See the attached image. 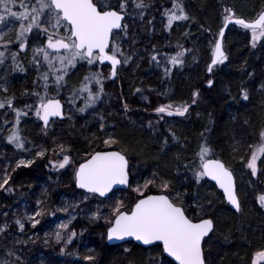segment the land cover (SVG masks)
Returning <instances> with one entry per match:
<instances>
[{
    "label": "trees",
    "instance_id": "16d2710c",
    "mask_svg": "<svg viewBox=\"0 0 264 264\" xmlns=\"http://www.w3.org/2000/svg\"><path fill=\"white\" fill-rule=\"evenodd\" d=\"M144 2L150 6L143 9V18L137 14L131 18L128 15L129 18L124 20V24L128 26L127 35L122 32L119 34L123 37L119 41L121 47L126 54L130 53L133 57L132 64L135 68L120 75L124 84L123 90L119 94L114 93L115 103H111L116 110L103 114L106 131H90L93 135L83 132L81 120L90 121L91 128L94 126V120L91 113L76 116L77 111H74L70 122H66L65 119L52 121L54 123L51 122L48 128L52 129V124L58 125L55 137L71 147L73 168L86 158V154L107 149L93 142V137L100 135L115 139L116 143L111 148H117L126 155L132 170L145 172L147 175L150 173L151 177L159 181H168L170 189L167 194L170 197L174 198L177 193L181 194L185 206L193 209L188 215L196 214L194 211L196 203L204 206L199 218L209 217L215 225V230L204 239L202 245L206 264H251L253 253L264 248V207L256 200L257 195L264 191V155L257 161L256 176H253L251 170L246 167L251 153L249 145L258 142L259 131L264 128V38L257 41L253 47L250 30L231 22L227 25L222 38V48L227 60L213 65L211 72H208V66L212 59V48L224 25V8L231 7L236 17L250 21L264 9V0H183L190 19L175 21L170 29L165 28L162 13L165 8H171V0ZM33 38L36 41L40 40V37L33 33L30 34L29 43L34 41ZM154 48L161 56L175 54L181 48L186 49L183 65L172 66L166 62L160 66L159 72L154 71L151 75L150 69L144 71L141 69L138 72V68H143L147 63L150 56L148 54H151ZM133 49L136 50L135 53ZM137 51L140 54L147 53V56L143 59L134 56ZM28 58V54L21 55L24 72L14 71L9 76L13 87L8 88L17 98L15 104L33 103L32 96L23 95L25 90L29 92L33 90V80L37 77V70L28 64ZM164 67L171 68L168 76L164 74ZM5 69L1 72L3 73ZM86 72L90 70L85 71L82 64L77 66L74 74L69 75L68 86L60 93L70 94L73 86L80 81V76ZM209 80H212L213 84L207 87L206 83ZM117 82L118 78L110 82V85L115 86ZM140 86L156 93L157 102L172 104L174 108L188 104L190 106L188 113L183 117H168L167 120L170 122L166 126H155L153 122L148 126L146 119L139 120L138 124L136 119L126 123L122 119L123 110H117L120 105L116 100L120 98L125 102H134L132 93ZM242 89L248 94L247 100L243 98ZM37 91H42V88H37ZM194 91L199 93L195 104L192 103ZM10 113L13 119V112ZM133 113L134 110H131L128 114ZM35 117L31 110L19 125L22 135L31 144L37 143L40 137L37 132L45 130L38 119L32 122L31 119ZM172 133H175L176 140H173ZM50 138L48 135L47 141H50ZM0 139H3V133L0 134ZM205 141L212 150L211 157L222 160L234 174L236 193L241 204L240 212L229 208L221 193L204 178L197 184L192 172L184 167L193 160L200 144ZM69 176L70 174L66 172L63 174L46 172L43 159L35 161L30 166L13 168L9 172L8 185L5 189H0V213L2 214V209H6L7 213L4 215L7 217L4 219L10 217L12 221L19 216L21 206L35 207L37 198L42 199L40 208L46 209L50 200L57 199L58 192L68 194L73 188L75 196L83 194L69 183ZM39 181L46 190L42 191L41 187H38ZM7 188H11L12 191H7ZM117 191L120 190L112 192L104 199L88 194L87 196L99 205L95 206L93 203L86 205L85 211L91 210L92 215L102 204L113 200L112 194ZM139 196L140 194L129 199L131 202L129 205L118 200L124 205V210L128 211ZM111 218L112 214L109 220ZM108 221L105 224L106 229L109 226ZM79 225L80 222L75 223L77 231L75 233L78 237L73 241L75 245L72 246L71 252L67 256L62 253L63 264L81 263L84 254L80 246L83 244L94 246L95 251L92 260L81 264H160L161 261H164V264H174L158 246L145 248L131 241L108 245L104 241V225L92 219L87 220L85 224L81 223L84 231L78 230ZM30 231V226L25 224L21 232L13 226L10 232L1 233L0 257H7L11 264H20L18 259L7 255L8 252L14 251L23 258L25 254L29 256L30 261L24 264H34L36 252L44 253L42 249L44 246H39L40 243H35L36 241L31 243L27 240ZM55 251L56 249L52 247L47 254L44 253L46 255L44 258L49 256L54 259Z\"/></svg>",
    "mask_w": 264,
    "mask_h": 264
},
{
    "label": "snow or ice",
    "instance_id": "6c2138e0",
    "mask_svg": "<svg viewBox=\"0 0 264 264\" xmlns=\"http://www.w3.org/2000/svg\"><path fill=\"white\" fill-rule=\"evenodd\" d=\"M132 5L133 12L143 18V9L150 5L144 0H0V25L7 22V18H15L19 23V29L15 31V40L9 38V33L13 31L9 28L7 32L0 29V66H5L10 55L12 60V70L24 72L25 69L18 62L19 52L27 50L30 34L35 33L38 36L46 37L43 43L35 46L32 51L31 63L37 69V77L33 80V90H25L23 95L32 96L33 103L24 105L23 109L14 106L15 96L5 95L0 99V109L7 108L15 113L14 122L0 118V132L4 131V126L11 123L8 130L7 141L15 146L16 149L27 151L26 144L30 143L22 135L19 127L21 117L27 116L31 110H35V116L43 121L45 128L49 126L53 118L71 119L64 111V103L59 99L60 92L68 86V78L77 65L86 61L91 67L98 63L103 65L105 61L111 64V73L109 78L117 76L118 65L127 64L131 55H127L122 49L119 36L122 32L127 35V25L123 21L129 15V5ZM18 8L19 10H14ZM224 23L227 25L234 20L236 25L248 29L251 32L252 46L255 47L257 41L264 38V9L252 20H245L235 16L233 8H224ZM162 15L166 18L165 28L170 29L175 21H187L190 19L185 11L183 0H171V8H165ZM151 23V21H149ZM224 36V28L220 29V37ZM18 43L17 51H10V48ZM180 47V46H178ZM186 49L177 51L175 54H161L154 48L150 57V62H156L160 66L164 61L172 66H182ZM227 60L225 51L222 48L221 39H217L212 48V62L208 66V71H212V66L223 63ZM46 65V70L40 69ZM171 68L164 67V74L168 76ZM51 77V80H50ZM103 74L99 71L89 72L79 81V84L73 86L71 95L67 98V103L75 106L78 99L84 101L83 105L77 111L83 113L89 108H93L97 101L104 95ZM8 73L6 71L0 74V92H8ZM213 84L212 80L208 85ZM97 90L93 91V86ZM52 87L55 88V94H51ZM42 88V91H37ZM141 91L140 89L136 90ZM243 98L247 100L248 94L241 90ZM199 93H192V103H196ZM127 110V104L124 105ZM188 104H182L175 107L173 112L172 104H162L154 109L157 114H166L167 116H185L189 111ZM7 112L5 113V116ZM163 119V116H161ZM103 120V117H101ZM151 126V124H150ZM104 124L101 123V130ZM173 140L177 137L172 133ZM203 136V133H201ZM104 145L116 143L115 139H104ZM167 144V140H165ZM250 156L247 161V167L251 169L253 176L257 175V161L264 155V128L259 131V140L256 144L249 145ZM235 151V149H234ZM54 154L62 156V160L50 161L55 169H65L66 166L73 164L71 156V147L63 144L57 149H53ZM212 150L203 142L195 153L193 160L186 163L184 167L192 172L197 184L204 177H209L216 182V185L223 190L224 196L237 212L241 211V204L237 197L233 184V173L219 159L211 158ZM45 151H37V157H43ZM198 160V163L196 161ZM33 163L32 160H19L16 167L28 166ZM131 165L129 159L121 151H95L87 155L83 162L78 163L74 169V182L77 188L86 190L87 193L99 194L105 197L106 193L112 190L114 185H127L130 183ZM156 174L154 173L153 176ZM9 178L5 175L3 182H0V189H5ZM156 183L155 179L146 180L143 184L144 189H149L150 185ZM160 187L164 193L170 189V183L161 180ZM7 191H12L7 188ZM134 191L140 193V197L131 207L130 211L124 210V205L117 202L112 211V218L108 221L107 238L109 241H123L127 237H133L136 241L144 245H150L154 241H159L163 245V253L168 257L174 258L176 264H206L202 249V241L215 230L214 221L210 218H199L203 212L204 206L195 204V215H188L190 210L181 199V194L176 197H170L169 194L149 195L141 191L138 186ZM87 199V196L85 197ZM257 203L264 207V193H259L256 197ZM179 201V203H177ZM41 201H37L39 205ZM211 202L209 201V205ZM68 207L62 209L67 212ZM99 209L92 215L98 218ZM42 213L34 212L25 218L31 221L35 228L40 221L36 218ZM15 224L23 230L25 224L20 218L15 219ZM71 220L67 223L58 225V230L54 233V240L57 243L63 242L69 244L72 242L76 233L73 231L65 238L64 232L69 228ZM9 224H0V233L8 230ZM49 234H46V236ZM47 239L45 243H47ZM63 252L64 249L62 248ZM8 256L13 253L8 252ZM17 259H19L17 257ZM92 260V257H86ZM0 264H11L7 259H0ZM160 264H164L161 261ZM251 264H264V249L257 250L252 255Z\"/></svg>",
    "mask_w": 264,
    "mask_h": 264
},
{
    "label": "rangeland",
    "instance_id": "374dc122",
    "mask_svg": "<svg viewBox=\"0 0 264 264\" xmlns=\"http://www.w3.org/2000/svg\"><path fill=\"white\" fill-rule=\"evenodd\" d=\"M19 2H20V0H16L17 4H19ZM134 15H135V13L133 12L132 6L129 5V17L131 18V16H134ZM163 20L166 24V18L165 17L163 18ZM9 21H10V18L7 19V22L5 24L0 25V29L7 32L9 28H12L13 31L11 33H9V38L14 41L15 40V31L19 29V23L17 21H13V22H9ZM37 37H40L39 41H36L33 38L34 41L29 43V45L27 46V50L22 52V53H19L18 62L20 65H22L21 55L28 54V56H29L28 64L30 66H33L36 69L35 65L30 62L31 58H32L33 48L35 46L43 43L44 40H46V37H41L38 35H37ZM18 48H19V45H18V43H16L10 48V51H17ZM0 50H2V49H0ZM132 51L134 53L136 52L135 49H133ZM137 52L138 53L133 54L136 57H140L143 59V57L147 56L146 55L147 53L140 54L139 51H137ZM149 53H150V51H149ZM152 54H153V52H151V54H148L150 56L148 57L147 63L143 66V68H138V72L141 71V69H142V71H144V69L145 70L150 69V75H151L152 72H154V71L159 72V70H160L159 68H161L160 66L166 64V61H164L163 62L164 64L162 63L160 66H158L156 64V62L148 63ZM127 55H130V53ZM81 64L85 68V71H88V70H90V72L99 71L103 74V77H104V79H103L104 95H103L102 99L97 101L96 105L93 108H89L85 112L81 113V112L77 111V109L83 105L84 101L82 99L76 100L75 106H73V105L67 103V98L71 95V93L70 94L60 93V96H62V97H58V98L61 99V101H63V103L65 104L66 117L71 116L73 118L74 111H77V113H78V114L76 113V116L77 115L78 116L86 115L88 113L92 114L91 117L94 120V126L91 128V126H89L90 121L82 119L80 123H81V126H83V129H84L83 132H87L89 134L92 133L90 131H100V132L102 131V132H104V131H106L105 121L101 120V117H104L103 114L107 111L113 112L116 110L115 108H113L114 106L113 107L111 106V103H115L114 93L117 92L116 94H119V92H121L123 90L122 88H123L124 84L122 83V79H120V75L122 76V73L125 74L127 71L132 70V68L134 67V64H132V59H131L127 64H122V66L118 67L117 77H116V78H118V82L115 86L110 85V82H112V81L109 80L110 68L108 66L107 67H105V66L100 67V65L97 64L95 67H91L87 64L86 61L80 62L77 66H80ZM148 64L150 65V67ZM11 65H12V60H11V57L9 55V57L6 61V65L0 66V74H3L1 71L3 69H5L7 66V69H5V71L8 73V81L10 82L7 85V87H9L10 89L13 87V84H12V79L9 76H11L14 72L12 70ZM45 70H46V65L40 69L41 72H43ZM88 73L89 72H86L84 75L80 76V80H82L83 77L85 75H87ZM71 74L72 75L74 74V69L72 70L70 75ZM74 76H76V75H74ZM78 84H79V82L76 85H78ZM9 88H8L7 94L0 92V99L4 98L5 95H8V96L13 95L11 93L12 91ZM137 89H140L141 91L137 92L136 91ZM96 90H97V86L94 85L93 91H96ZM51 94H53V95L55 94V88L54 87H52ZM133 97H134V102H131V103L125 102L124 100H122L120 98H118V100H116V101H118V104L120 105V106H118L117 110H123L124 116L122 117V119L125 120L126 123L131 122V120L134 121L136 119V121H137L136 124H138L139 120L146 119V120H148L146 123L148 126H150V122H153L155 126H164V125L166 126V125H168V123L170 122L167 120L168 116L166 114H157L154 111V109L156 107H158L162 104H168V103H165L162 101L157 102L158 96L156 93H154L150 90H147L146 88H143L142 86H140V87H136L134 89V91L132 93V98ZM198 98H199V95L196 98V101H198ZM16 99L17 98H15L14 106L16 108L23 109L24 108L23 104H21V105H20V103L15 104ZM125 104H127V106H128L127 110L124 107ZM108 106H110V107H108ZM131 110H134V113L132 115H129L128 113ZM172 110H175V108L173 107ZM6 112H7V115L5 116ZM10 112L11 111H9L7 108L0 109V118L7 119L10 122H14L15 115L13 113V119H11V113ZM33 116H35V110L34 109H33ZM161 116H163V119H161ZM23 117L24 116L21 117L22 118L21 120H23ZM72 118L71 119L65 118V120H66V122H70L72 120ZM37 119L38 118L35 117V119L32 118L31 120L34 123V121H36ZM38 121H39V119H38ZM0 122H2V120H0ZM121 122H123V121H121ZM52 123H54V122H52ZM101 123L104 124L103 130H101ZM51 127H52V129H50V130L47 127V129H45L44 131L37 132L40 135L39 139L37 140V143H35V144L27 143L26 148L28 150L24 151V150L16 149L14 145L8 143L6 137L9 134L8 130L11 128V123L4 126V131L0 132V134L3 133V139H0V182H3V179H4L6 174H7V176H9V172L13 168L16 167L17 162L19 160H21V159H23L25 161L32 160L34 163L35 161H38L39 159H43L44 170L46 172H50L53 174H59V173L63 174L66 172L67 174H70V176H69L70 182L69 183L70 184L72 183L73 187L75 189H77L75 187V183H74V169H75V168H73L74 161H73V164L71 166H66L65 169H55L52 167V164L50 163V161H55L58 159L62 160V156H57L56 154H54L53 149H57L58 146L61 144L67 146L65 143L61 142L60 139L55 137V135H56L55 130H57L58 125L52 124ZM95 128H98V129L95 130ZM48 135L51 137L50 141H47ZM91 135H93V134H91ZM89 137H92V136H89ZM108 138H110V137H102L99 135V137H93V142H95L97 145L100 144V146H102L103 148L114 147L113 144L112 145H104V143H103L104 139H108ZM26 140L29 141L27 138H26ZM46 143L49 145H45ZM41 150L45 151V155L43 157H37L36 152L41 151ZM71 156H72V154H71ZM28 166H30V165H28ZM20 167H26V166H20ZM246 167H247V164H246ZM130 174H131L132 181H131V187H129V190L127 189L128 191H126V190L122 191L123 193L120 192L121 191L120 190V191H117L114 194H112L113 200H109L108 202H106L105 205L102 204L100 206L98 218L94 217L93 215H90L91 210L85 211V208H86L85 206L92 204V203L95 204V206L99 205V204H97L95 202V200H92L90 197H88L87 193H85L81 190H79V191L82 192L83 194H78L75 196L74 191H72L73 188L70 189L68 194H62V193L58 192L56 194V197H57L56 200L57 201L56 200H50L51 202L49 201V206L46 207V209L40 208V206L42 205V199H40V198H37L36 203H35V207L29 206V207L25 208V207L21 206L19 216L17 218H20L24 224H28L30 226L31 231H30L29 237L27 236V240L31 243L36 241L35 243H40L39 246L43 245L44 247H42V249L44 251L42 249H37V250H42L46 254H47V251L49 249H51L52 247L56 249L55 256H53L54 259L52 257H49V256L47 258H44V257H46V255L44 253L36 252V255H35L36 260H35L34 264H61V263L63 264L64 263L62 253H64V256H67L71 252L72 246L75 245V242H73V241L76 237H78V234H76V236L73 238L71 243L64 244L63 242L57 243L54 240V233L58 230V225H60L61 223H67L69 220H71V224L69 225V228L64 232L65 238L71 232H73V231L77 232L76 228H75L76 222H80L78 230L84 231L85 229L82 228L81 223L83 222L85 224L87 220L92 219V220L96 221L97 223H99V224L101 223L102 225H104V230H105L104 241L106 243V228L105 227L107 225L105 226V224H106V221L109 220L110 215L112 214L113 208L116 206L117 202H120L118 199L122 200L123 203H127L126 205L131 204L129 199L140 194V193L134 191V189H136L138 186H141L142 192H148L149 189H144L142 187L143 184L145 183L146 180L155 179L154 177H151L150 173L147 175L145 172H136L132 169L130 171ZM155 181H156V183L154 185L149 186L150 190H153L155 192L164 193L160 187L161 181H159L157 179H155ZM38 187H41L42 191L46 190V189H44V185L42 184V182H40L38 184ZM48 190H49V188H48ZM262 193H264V191ZM86 196H87V199H85ZM124 197H125V199H124ZM38 200L41 201V203L39 204V207L37 205ZM68 205H73L74 207L68 208L67 212L62 211V209L68 207ZM97 210H95L94 213H96ZM36 211H40L42 214L39 217H36L40 221V223L37 224L35 228H33L31 221H29L25 217L32 215ZM6 213H7L6 209H2V214L0 213V224H4V223L9 224V228L6 232H10V230L13 226L15 228H17L18 231L21 232L22 230L19 229V227L14 222L15 219L12 221H11L10 217H8L7 220L4 219V217L6 216L4 214H6ZM90 216H92V217L90 218ZM46 234H49V235L46 236ZM46 239L48 241L47 243H45ZM62 248L64 249L63 252L61 251ZM80 249L83 250L82 252L84 254L81 263L89 261L88 259H86V257L91 256L93 258L94 251H95L94 246H92V245L91 246H89V245L85 246L83 244L80 246ZM12 256L16 259L18 257L19 258L18 261L20 262V264H24V263L30 261V260H28L29 256H27L26 254H25V258H23L22 256H20L19 254L15 253L13 251ZM0 259H7V257L5 258L4 256H2V257H0ZM251 260H252V258H251ZM81 263H78V264H81Z\"/></svg>",
    "mask_w": 264,
    "mask_h": 264
},
{
    "label": "water",
    "instance_id": "95a60500",
    "mask_svg": "<svg viewBox=\"0 0 264 264\" xmlns=\"http://www.w3.org/2000/svg\"><path fill=\"white\" fill-rule=\"evenodd\" d=\"M231 22H234V20L233 21H230L229 23H231ZM229 23L227 24V25H229ZM227 25H225V23H224V25L222 26V28H224V32H225V30H226V27H227ZM222 38L223 37H220V32H219V35H218V38L217 39H221V42H222ZM212 62V61H211ZM104 64H107V65H109L110 66V73H111V64H110V62H107V61H105L104 62ZM209 72V71H208ZM116 77H114V78H110L111 80H114ZM206 86L207 87H209V85H208V83H206ZM173 111V110H172ZM174 112V111H173ZM173 116H175V115H173ZM173 116H171V117H173ZM53 119H58V120H62V119H60V118H53ZM42 122V124H43V127H45L44 126V123H43V121H41ZM97 151H105V150H97ZM106 151H118V150H116V149H108V150H106ZM94 153V152H93ZM212 158V157H211ZM212 159H217V158H212ZM220 160V159H219ZM221 161V160H220ZM222 163H224L223 161H221ZM230 170V169H229ZM207 181H209L210 183H212L213 185H215L216 186V188L218 189V191H220V193L222 194V196H223V199H224V201L227 203V205L229 206V208H231L232 210H234V211H236L235 210V208L230 204V203H228V201H227V199H226V197L224 196V193H223V190L222 189H220L219 188V186L218 185H216V182L215 181H213V180H211L209 177H204ZM131 181V180H130ZM233 184H234V187H235V191H236V186H235V179H234V176H233ZM129 185H130V183L129 184H127V185H114L113 186V188H112V190H110L108 193H106V195H105V197H100L99 196V194H95V195H97L98 197H100V198H106L113 190H115V189H122V190H126L128 187H129ZM76 186V185H75ZM77 189H79V188H77ZM79 190H82V191H84V192H86V190H84V189H79ZM87 193V192H86ZM149 195H158V194H162V193H148ZM238 197V196H237ZM139 198H142V197H139ZM136 202V201H135ZM135 204V203H134ZM133 204V205H134ZM132 205V206H133ZM205 218H208V217H205ZM108 229V228H107ZM211 234V232L209 233V235ZM208 235V236H209ZM207 236V237H208ZM207 237H205V238H207ZM204 238V239H205ZM133 241V242H135L136 244H138V245H140V246H143V247H149V246H151V245H154V244H160L161 245V247H162V250H163V245H162V243L161 242H159V241H154L152 244H150V245H144L142 242H140V241H136L135 240V238H133V237H127V238H125V240H123V241H117V240H112V241H109L108 240V238H107V230H106V243L108 244V245H115V244H121V243H123V242H126V241ZM202 243H203V241H202ZM165 254V256L166 257H168L167 256V254L166 253H164ZM169 259H171L175 264H176V262L174 261V258H171V257H168Z\"/></svg>",
    "mask_w": 264,
    "mask_h": 264
},
{
    "label": "flooded vegetation",
    "instance_id": "af4514ba",
    "mask_svg": "<svg viewBox=\"0 0 264 264\" xmlns=\"http://www.w3.org/2000/svg\"><path fill=\"white\" fill-rule=\"evenodd\" d=\"M127 242H129V241H127ZM132 242V241H131ZM134 243V242H133ZM154 246H158L159 248H160V250L162 251V253H163V250H162V247H161V245L160 244H154V245H151V246H149L150 248L151 247H154ZM145 248H147V247H145ZM164 254V253H163ZM167 259H169L168 257H166ZM171 262H172V260L171 259H169Z\"/></svg>",
    "mask_w": 264,
    "mask_h": 264
}]
</instances>
